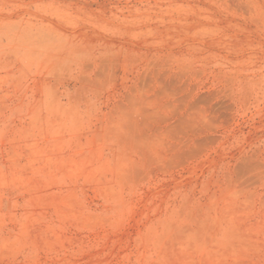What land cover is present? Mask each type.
Listing matches in <instances>:
<instances>
[{"label":"rangeland","instance_id":"rangeland-1","mask_svg":"<svg viewBox=\"0 0 264 264\" xmlns=\"http://www.w3.org/2000/svg\"><path fill=\"white\" fill-rule=\"evenodd\" d=\"M0 264H264V0H0Z\"/></svg>","mask_w":264,"mask_h":264}]
</instances>
